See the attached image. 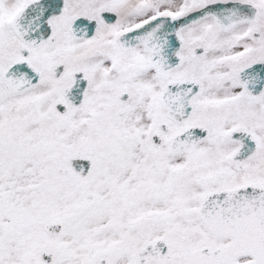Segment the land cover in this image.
<instances>
[{
  "label": "snow or ice",
  "instance_id": "1",
  "mask_svg": "<svg viewBox=\"0 0 264 264\" xmlns=\"http://www.w3.org/2000/svg\"><path fill=\"white\" fill-rule=\"evenodd\" d=\"M0 264H264V0H0Z\"/></svg>",
  "mask_w": 264,
  "mask_h": 264
}]
</instances>
